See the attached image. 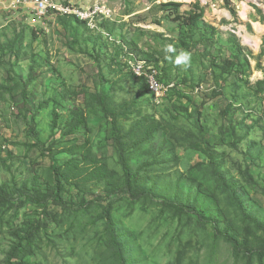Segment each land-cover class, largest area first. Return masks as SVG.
I'll use <instances>...</instances> for the list:
<instances>
[{
  "label": "rangeland",
  "instance_id": "rangeland-1",
  "mask_svg": "<svg viewBox=\"0 0 264 264\" xmlns=\"http://www.w3.org/2000/svg\"><path fill=\"white\" fill-rule=\"evenodd\" d=\"M31 1L0 0V187L25 198L55 194L60 185L64 205L46 212L0 200V264L44 213L23 264H119L103 218L107 195L128 181L114 120L123 134L134 129L129 164L139 176L132 187H153L160 199L175 197L197 211L112 197L130 264H174L180 251L183 264L250 263L217 237L208 220L214 218L250 244L251 264H262L264 0H58L107 4L113 16L100 32L59 18L34 23L33 5L25 3ZM170 4H182L180 14L198 4L204 17L186 28ZM124 45L140 58L152 56L165 85H173L165 97L141 88L125 67ZM168 45L191 53V67L166 60ZM104 97L108 104L100 103ZM194 140L207 142L211 154Z\"/></svg>",
  "mask_w": 264,
  "mask_h": 264
},
{
  "label": "trees",
  "instance_id": "trees-1",
  "mask_svg": "<svg viewBox=\"0 0 264 264\" xmlns=\"http://www.w3.org/2000/svg\"><path fill=\"white\" fill-rule=\"evenodd\" d=\"M170 6L173 7L175 13L178 15V18L176 21L180 22L183 26L189 29L196 28L198 23L204 17V10L198 4H194V6L190 10H187L186 12L182 14H180L179 12L182 4H170ZM59 20L62 21L63 25H69V24L75 25L77 23H80L86 27L84 23L78 20H75L71 17L70 18H65V17L59 18ZM233 42L236 44V40H234ZM125 47L129 49L127 46L124 45L123 47L121 46L122 51L126 49ZM129 50L132 51L131 49ZM263 54H264V51L262 52V55ZM151 57L152 56H146L145 58L146 60H149L151 59ZM243 76L244 75L242 74L240 75V77H243ZM138 80L141 81V88L149 92L146 81L142 79H138ZM161 81L163 82L162 79ZM106 100H107V97L101 98L100 103L103 105L108 104ZM113 127L116 133V140H117L119 155H120L119 156L120 163L122 165L126 178H128V181L127 183L123 185V187L119 188L118 192L114 191L107 195V199H110L111 201L108 205L103 207V218L106 223V230L111 237L112 246L115 249V254H116L118 263L119 264H130L129 260H127V252L122 246L123 245V242L121 239L122 234L119 231V229L116 227V222L115 220H113L112 215H111V206L113 203L112 197L115 198V196H118L119 193H123V194L129 195L131 198H134V199H139L142 197L143 198H155V201L157 204L162 205L164 208L171 209L175 213H183L186 211L188 213L197 214V211H196L195 206L191 205L190 203L188 204L182 203L175 197L174 198L167 197L164 195L163 198L160 199L153 187L147 188L144 186H140L137 188H133L132 185L129 183V181L131 179H136L139 176V173L132 172L130 168V164H129L130 162L129 152L132 148H134L133 139H131L130 137H131V134L134 132V129L132 132L123 134V130L118 127L115 120L113 121ZM197 128L199 129L200 133H203L204 128L202 124L200 123V121L197 122ZM38 143L40 144L39 141ZM192 144L194 148L204 150L205 153L211 154L209 151L210 149H209L207 142L202 144L201 142L194 140ZM216 175H217V180L219 181L221 186L229 190L231 195H233V198L237 202V206L244 212L245 215L250 216L248 212L246 211V206L244 202L242 201V199L238 196L237 192L228 185L225 175L223 173H218L217 171H216ZM60 190H61V187L60 185H58L57 191L55 194H51L50 191H46V192L37 193L35 195L28 194V195H25V198H22V197L15 198L13 195H9L5 188L0 187V200L12 202V203H19V204L24 203L25 201H28L30 203L38 205L39 207H42L44 211L47 212L52 206L64 205ZM45 214L46 213H44L43 215ZM43 215L41 216V218L38 220L36 224H34L32 227H30V229H28V231L25 232L26 233L25 236L19 239V243L16 245L13 251L10 252L8 256L7 264H23V262L20 261L19 259L21 255L24 252H26V250L28 249V246H30L33 239L35 238L36 232L41 228V226L45 222V218ZM208 220H210L209 222L211 223L214 231H216L217 237L224 238L225 240H227L229 243H231L234 246L237 252L239 253L245 252V254L247 255V258L250 260V263L248 264H251V260L253 259L254 255L248 250L250 248V244L246 241H243L240 237L235 235L233 232L220 227L219 224H217V219L214 218V219H208ZM204 223L206 222L204 221ZM260 228L264 229V225L261 223H260ZM260 255L261 257L263 256L262 254ZM183 260H184V253L180 251L178 253V256L174 264H183ZM262 264H264V262Z\"/></svg>",
  "mask_w": 264,
  "mask_h": 264
},
{
  "label": "built area",
  "instance_id": "built-area-1",
  "mask_svg": "<svg viewBox=\"0 0 264 264\" xmlns=\"http://www.w3.org/2000/svg\"><path fill=\"white\" fill-rule=\"evenodd\" d=\"M17 4L21 0H17ZM202 1V0H201ZM26 4L33 5L36 22H43L50 18H73L86 25V27L93 31H101L100 25L103 22L111 21L113 16L112 9L103 2H97L90 7H76L70 3H61L58 0H33ZM110 37L109 34H105ZM111 38V37H110ZM125 65L127 70L137 79L145 80L150 94L159 100L173 88V85L166 86L160 79V73L155 65L144 58H140L136 53L125 49Z\"/></svg>",
  "mask_w": 264,
  "mask_h": 264
},
{
  "label": "clouds",
  "instance_id": "clouds-1",
  "mask_svg": "<svg viewBox=\"0 0 264 264\" xmlns=\"http://www.w3.org/2000/svg\"><path fill=\"white\" fill-rule=\"evenodd\" d=\"M164 52L166 53L165 59L169 60L174 65L180 66L184 70H187L189 67H191L192 64L191 53L183 50L177 53L175 47L172 45L166 46ZM168 54H173V55H168Z\"/></svg>",
  "mask_w": 264,
  "mask_h": 264
}]
</instances>
